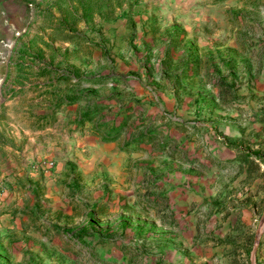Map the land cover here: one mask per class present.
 Segmentation results:
<instances>
[{
  "label": "rangeland",
  "instance_id": "374dc122",
  "mask_svg": "<svg viewBox=\"0 0 264 264\" xmlns=\"http://www.w3.org/2000/svg\"><path fill=\"white\" fill-rule=\"evenodd\" d=\"M74 6L58 8L57 22L46 8L40 33L26 30V39L0 48L2 196L15 185L26 205L14 212L32 208L27 232L32 227L47 240L27 251L24 264H111L104 258L151 255V184L166 167L151 166L150 153L138 161L137 179L121 182L100 155L65 142L105 131L99 140L106 144L114 131L130 129L119 151L136 137L153 143L158 157L178 158L181 194L190 196L186 206L195 214H233L226 233L213 232L221 223L209 232L203 224L196 239L248 241L255 264H264L256 260L264 245V0ZM51 153L60 162L58 178L55 163L37 162ZM127 168L119 171L130 177ZM35 178L43 186L32 201L24 194Z\"/></svg>",
  "mask_w": 264,
  "mask_h": 264
},
{
  "label": "crops",
  "instance_id": "0c3cea01",
  "mask_svg": "<svg viewBox=\"0 0 264 264\" xmlns=\"http://www.w3.org/2000/svg\"><path fill=\"white\" fill-rule=\"evenodd\" d=\"M77 3L81 5L83 0H0V42L4 43V46H2V43L0 44V48L14 46L17 41L26 39V36L22 37L26 30L33 29L34 34L36 32L40 33L42 17L46 12V8L49 9L48 11L57 22V18L60 17V14L56 12L58 8L62 6L66 9L67 7L69 9L76 8L74 4ZM78 8L81 9L80 6ZM80 13L79 11L77 14L81 15ZM60 21H62L61 18ZM66 22L70 23L69 20H66ZM79 24L85 25L82 22ZM81 30H83V27H81ZM79 33L85 35V37L89 35L88 29ZM155 110L158 111V109ZM92 125L94 124H90L87 128L92 129ZM130 131L131 129L125 133L119 132V130L114 131L113 138L106 144H101L99 140L102 135H105V131H97L95 134L88 131L87 135H84L76 144L70 137H65L68 149L76 148L77 150L85 147L89 149L87 152L96 153L108 164H112L110 176L112 178L114 176L120 177L121 182L126 180L131 182V179L133 180L136 177L138 161L148 160L150 153L155 156L151 166L156 168L161 165L166 167L164 171L167 170L159 179L153 177L155 181L151 184L153 194L150 200L156 202L153 204L156 208L152 209L150 215H148L151 218L148 221L150 224L148 227L152 229L151 233L154 234L149 244L151 255L145 258L139 256L133 259L128 257L104 258L103 262H111V264H250L252 252L249 251L251 244L248 241L196 239L197 232L203 224L208 227L206 231L209 232V228L212 229V227L221 223L220 228L213 230V232L217 234L220 232L226 233L228 228L234 225L233 214L224 220H216L215 215L209 216L207 208H204L200 214H195L186 206V202L190 204V200L192 201L190 196L181 194V170H178L180 169L178 158L169 160L167 155L160 158L155 155V150L152 148L153 143H149L147 146L144 145L146 141L139 144L136 137H132L134 140H131L127 149L119 151L120 146H116L119 145V141L123 144L129 141ZM175 145L172 146L173 150L180 152V147L174 148ZM2 146L3 144L0 143V149ZM136 146L144 147L148 154L139 155ZM55 150H59V148L57 147ZM52 154L46 161H44V157L40 156V158H37V162H41L40 165L48 161L55 163L53 176L58 178V174H61L60 162L58 157H53ZM89 161L92 162V160ZM31 162L28 161V163ZM126 167L134 171L132 176L129 177L125 172L121 173L119 171L126 169ZM170 168L173 169L172 172ZM2 170L4 169L0 168V171ZM47 178L48 175L44 174L43 180ZM36 179L33 180L31 186L27 185L30 189L25 190L26 195L24 194V196L28 195L30 199L32 198V201L37 200L34 191L39 192L43 186L41 179L40 181H36ZM10 186L16 190L15 185L11 184ZM15 190L14 192H7L0 203V264H24L25 256L31 254H27L29 251L38 249L42 243H47V240L41 236L42 234L36 236L31 232L32 227H29L27 232L26 223H23L28 222L32 208L27 209L30 211L25 210L24 215L14 212L15 206H19L23 210L26 205L23 198H17L19 197L17 195L19 191L15 192ZM38 196L40 197V195ZM16 199L18 200L16 201ZM14 201H16L15 205H13ZM34 214L38 216L35 211ZM27 239L33 242L26 243ZM256 256L258 262L264 261V245H261V249H258Z\"/></svg>",
  "mask_w": 264,
  "mask_h": 264
},
{
  "label": "built area",
  "instance_id": "2783aa9c",
  "mask_svg": "<svg viewBox=\"0 0 264 264\" xmlns=\"http://www.w3.org/2000/svg\"><path fill=\"white\" fill-rule=\"evenodd\" d=\"M6 1V0H5ZM52 165H53V162H48L47 163V168H50V167H52ZM3 193H2V188H1V185H0V203H1V201H2V198H3Z\"/></svg>",
  "mask_w": 264,
  "mask_h": 264
},
{
  "label": "water",
  "instance_id": "95a60500",
  "mask_svg": "<svg viewBox=\"0 0 264 264\" xmlns=\"http://www.w3.org/2000/svg\"><path fill=\"white\" fill-rule=\"evenodd\" d=\"M251 261H252V263L253 264H255V257H254V253L252 254V256H251Z\"/></svg>",
  "mask_w": 264,
  "mask_h": 264
}]
</instances>
